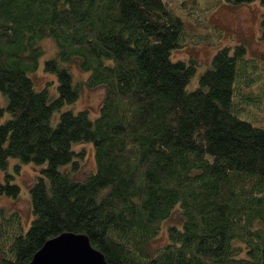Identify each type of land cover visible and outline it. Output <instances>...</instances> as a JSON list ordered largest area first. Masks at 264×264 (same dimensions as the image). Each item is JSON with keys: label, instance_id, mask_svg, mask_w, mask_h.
<instances>
[{"label": "trees", "instance_id": "16d2710c", "mask_svg": "<svg viewBox=\"0 0 264 264\" xmlns=\"http://www.w3.org/2000/svg\"><path fill=\"white\" fill-rule=\"evenodd\" d=\"M174 12L165 0H0V168L9 158L44 165L29 226L0 210V264H28L64 232L86 235L107 264H264V129L240 117L264 108V61L222 47L187 90L199 62L171 59L188 42ZM260 27L264 39V14ZM44 38L57 48L43 68L55 97L30 78ZM83 85L105 89L93 119L61 110ZM83 142L94 169L78 177ZM11 178L0 195L16 198ZM175 211L180 222L151 249Z\"/></svg>", "mask_w": 264, "mask_h": 264}, {"label": "rangeland", "instance_id": "374dc122", "mask_svg": "<svg viewBox=\"0 0 264 264\" xmlns=\"http://www.w3.org/2000/svg\"><path fill=\"white\" fill-rule=\"evenodd\" d=\"M165 1L167 6L183 19L188 41L184 47L171 51V59L187 61L189 57H192L199 62L195 74L187 85V90L197 87L199 75L209 66L212 56L222 47L232 49L235 45L241 44L245 48L246 57L253 58L259 63L264 61V39L261 38L260 27L264 6L258 0L237 6L229 5L226 0ZM197 36H202L205 40L197 41ZM40 45L45 53L39 60L38 68L30 74V78L36 90L47 88L49 95L55 97L57 95L56 76L46 72L43 68L45 60L52 58L57 48L51 38H44ZM71 70L76 82L82 85L86 73L81 72L74 64L71 65ZM104 93L105 89L102 86L87 88L83 85L79 98L74 103L65 105L61 110L70 109L76 112L88 109L90 118L93 119L98 115ZM7 103V97L0 92V105L6 106ZM250 108L254 117L247 118L249 113L240 115V117L264 129V108L261 110L255 106H250ZM7 116L8 114L5 113L0 117V123ZM58 116L59 112L53 114L52 123L57 121ZM73 149L75 151L85 150L84 162L77 176L80 177L92 171L94 169L93 144L78 143L73 146ZM43 166L35 163H21L16 158H9L7 166L4 169L0 168V182H4L5 176L9 175L12 177L10 182L17 184L20 188L16 198L0 195V210L3 209L6 214L12 211L19 212L25 229L33 217L30 208V188L40 175ZM67 167L70 168V165ZM77 176L75 174V177ZM179 222V215L175 211L171 218L162 224L159 234L151 241L150 248L154 249L167 241L166 225Z\"/></svg>", "mask_w": 264, "mask_h": 264}, {"label": "water", "instance_id": "95a60500", "mask_svg": "<svg viewBox=\"0 0 264 264\" xmlns=\"http://www.w3.org/2000/svg\"><path fill=\"white\" fill-rule=\"evenodd\" d=\"M28 264H107L86 235L61 233L48 239Z\"/></svg>", "mask_w": 264, "mask_h": 264}]
</instances>
